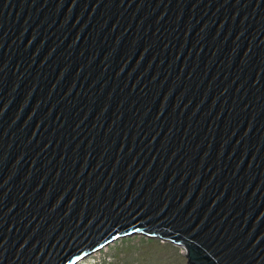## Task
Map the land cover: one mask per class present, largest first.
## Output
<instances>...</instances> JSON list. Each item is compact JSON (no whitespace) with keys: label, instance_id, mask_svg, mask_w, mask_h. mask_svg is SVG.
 I'll list each match as a JSON object with an SVG mask.
<instances>
[{"label":"water","instance_id":"obj_1","mask_svg":"<svg viewBox=\"0 0 264 264\" xmlns=\"http://www.w3.org/2000/svg\"><path fill=\"white\" fill-rule=\"evenodd\" d=\"M133 234L264 264V0H0V264Z\"/></svg>","mask_w":264,"mask_h":264},{"label":"rangeland","instance_id":"obj_2","mask_svg":"<svg viewBox=\"0 0 264 264\" xmlns=\"http://www.w3.org/2000/svg\"><path fill=\"white\" fill-rule=\"evenodd\" d=\"M181 246L141 234L119 238L75 264H187Z\"/></svg>","mask_w":264,"mask_h":264}]
</instances>
